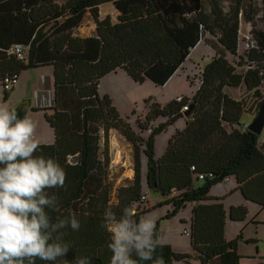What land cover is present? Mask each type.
Returning a JSON list of instances; mask_svg holds the SVG:
<instances>
[{
    "label": "trees",
    "instance_id": "trees-1",
    "mask_svg": "<svg viewBox=\"0 0 264 264\" xmlns=\"http://www.w3.org/2000/svg\"><path fill=\"white\" fill-rule=\"evenodd\" d=\"M104 3L116 9L115 19L109 14L101 17ZM36 4L37 0H0V39H6L0 41V83L6 100L7 91L15 84L4 89L5 76H18L29 69H52L53 105L42 110L54 140L39 143L36 154L55 158L66 172L62 188L47 190L58 197L60 208L49 214L55 218L72 209L81 225L78 231L61 230L70 250L54 264H64L75 255L89 257L91 264H110V234L100 227L105 208L112 205L119 215L123 207L131 205L138 218L155 207L139 210L136 205L143 194L140 153L144 143L108 98L100 97V79L121 68L135 81L163 85L206 33L221 51L203 67L199 88L189 98L184 126L169 137L163 154L154 159L148 141L144 149L146 185L155 192L170 193L168 201L174 205L170 217L187 203L193 204L190 244L199 264H239L237 241L224 236V198L211 195L210 189L234 176L244 199L264 208V151L259 135L243 128L241 118L246 113L253 115L254 107L264 103L260 91L264 73L257 65L264 61V0H67L48 16L32 18L28 9ZM87 12L95 23V33L81 36L76 30ZM242 22L250 24L249 34L256 46L241 54ZM256 22L262 25L256 26ZM1 44L23 46L28 60L16 59L2 50ZM227 54L237 56L235 63ZM244 65V72L236 70ZM242 85L253 98L247 106L242 98H234L225 90ZM185 100L182 96L181 101L174 99L163 106L151 104L145 119L137 120L138 127L149 129L151 135L166 130L176 118L184 117L180 109ZM160 116L166 121L151 126L150 121ZM112 127L133 145L135 161L133 180L116 187L114 199L108 177ZM246 214L243 203L229 208L232 220H242ZM157 232L158 223L155 236ZM160 245L157 253L165 264L188 262L189 254ZM36 264L46 262L37 260Z\"/></svg>",
    "mask_w": 264,
    "mask_h": 264
},
{
    "label": "rangeland",
    "instance_id": "rangeland-1",
    "mask_svg": "<svg viewBox=\"0 0 264 264\" xmlns=\"http://www.w3.org/2000/svg\"><path fill=\"white\" fill-rule=\"evenodd\" d=\"M106 14L111 15L112 18L115 19L116 11L111 4L102 5L101 17ZM258 16H261V13H259ZM258 25H262L261 22H256V26ZM250 27L251 26L248 23H241V40L239 41L238 53L242 54L246 49V42L248 41V38H250V34L248 33ZM76 33L81 36H89L95 33V23L92 21L88 12L85 14L83 23L76 30ZM205 35L207 36H205L202 41L197 43L193 49L189 50V54L183 62L182 68L178 69V71H176V73H174L164 83L165 85H156L150 80L135 81L121 68H117L116 70L103 76L98 84V93L100 97H107L110 104L115 106L120 117L129 122L131 128L138 133L143 140L144 145L141 146L140 153L141 187L143 192L147 193L146 195L149 202V204H147V208L154 204L155 207L146 211L142 215H150L155 221V225L159 223L158 230L160 229V232L164 231V233L175 234L179 225L181 231L179 234V242L182 246L186 247L190 254V258L193 257L191 254L192 248H190V240L188 236L182 233V230H188L189 228V221L191 219L190 213L192 212L193 204L187 203L184 207L179 209L175 215L171 217L168 216V213H171L174 207V205L172 206L173 202L168 201L170 193L163 194L155 192L153 190L154 188L146 185L147 154L144 152V149L147 148L148 141L150 140L152 143L151 149L153 152V158L156 159L161 156L166 149L169 137L176 129L183 128L184 119L182 117H178L173 124L167 126L166 130L152 135L147 130L140 129L138 127L137 120L145 119L149 106L153 103L163 106L174 100L176 96L180 95L192 98L198 87V80L201 77L203 67L221 51V48L216 45V42H213L215 46L211 44V36L208 33ZM227 56L233 63L237 60V56L233 57L230 54H227ZM257 65L262 67L261 69L264 73V61L258 62ZM236 68L237 71L244 72L246 65L237 66ZM47 70L51 73V68L49 67L30 69L28 72H21L16 84L13 86V89L11 91H7L8 101L3 99V88L0 83V106L7 107L9 105L12 111L21 106H24V108L27 107L25 110V117L31 119L35 123V138L36 136L43 134V130L40 125V122L43 121V117L32 114V110L38 107L45 108L53 105L54 93L52 77L48 78V81L44 77L40 78V74L48 73ZM260 89L261 94H264V80L262 81ZM225 90L234 98H242L246 106L248 105V102L253 99L251 94L247 92L243 85L236 87L235 89L228 87ZM257 108L258 107L256 106L254 107V114ZM241 118L243 122L247 119L250 121L252 116L246 113L243 114ZM165 121L166 118L163 116L157 118L155 117L150 121V125L155 127ZM47 127L53 133L49 124ZM259 139L263 148L264 127L259 135ZM109 153L110 162L108 165V177L113 184L112 199H114L116 187L128 184L132 181L131 179L133 176L131 177L125 175L124 172L127 165H131L133 168V162L135 163L133 159V145L128 142L125 137L121 135L120 130L115 127H112L109 130ZM229 178L227 183L226 181L217 182L210 189L211 195H218V197L224 198L223 204L226 207L224 236L227 240L237 241V252L240 256L239 264H261L264 262V208L257 203L245 200L240 191L237 189L235 177L230 176ZM231 187L233 188L231 189ZM242 201H244L243 203L247 207V214L245 218L242 220H232L229 216V208L233 206L231 204H241ZM160 203L164 204L159 205ZM179 221L186 222L181 224ZM157 239L159 240L158 235ZM160 244L164 243L160 242Z\"/></svg>",
    "mask_w": 264,
    "mask_h": 264
},
{
    "label": "clouds",
    "instance_id": "clouds-1",
    "mask_svg": "<svg viewBox=\"0 0 264 264\" xmlns=\"http://www.w3.org/2000/svg\"><path fill=\"white\" fill-rule=\"evenodd\" d=\"M249 42L256 46L251 36L246 44ZM35 127L31 119L20 118L16 112L0 106V264H36L37 260L54 264L70 250L61 238V230L78 231L81 226L72 209L55 218L49 214L59 212L60 208L58 197L47 190L62 188L66 172L55 158L36 154L39 142L35 139ZM147 204L146 198L136 205L142 210ZM100 227L110 234V264H165L163 256L157 253L161 245L150 215L137 218L131 205L117 215L109 205ZM64 264H91V260L75 255L71 261L65 259Z\"/></svg>",
    "mask_w": 264,
    "mask_h": 264
},
{
    "label": "crops",
    "instance_id": "crops-1",
    "mask_svg": "<svg viewBox=\"0 0 264 264\" xmlns=\"http://www.w3.org/2000/svg\"><path fill=\"white\" fill-rule=\"evenodd\" d=\"M65 1H67V0H62V3H60L55 9H52V10H50L47 14H45V15H43V16H48L53 10H56V9H58ZM39 3V0H37V4ZM36 4V5H37ZM104 4H111V3H104ZM104 4H102V5H104ZM102 5H101V7H102ZM112 5V4H111ZM34 7V6H33ZM101 7H100V9H101ZM32 8V7H31ZM31 8H29L28 9V15L30 16V17H32V18H37V17H43V16H33V15H31V13H30V9ZM114 10L116 11V9L114 8ZM101 14V13H100ZM116 14H117V11H116ZM249 24V23H248ZM250 25V24H249ZM248 33H249V31H248ZM205 36H207V35H205ZM205 36H204V38H205ZM203 38V39H204ZM202 39V40H203ZM201 40V41H202ZM0 41L1 42H6V39L4 38V37H2L1 39H0ZM37 69H40V68H37ZM26 71V70H25ZM25 71H23V72H25ZM48 71V70H47ZM28 72V71H27ZM51 74H52V69H51V73H50V71H48V73H43V74H40V78H42V77H44V78H46L47 79V81H48V78H51L52 76H51ZM30 76V75H29ZM6 101H8L7 99H6ZM7 108L10 110V111H12L11 110V108H10V106L8 105L7 106ZM32 114H35V115H37V116H42L43 117V121H41L40 122V125H41V127H42V130H43V134L42 135H39V136H36V138L35 139H38L37 141L39 142V143H50V142H52V140H53V133H52V131H50V129L47 127L48 126V123L45 121V119H44V116H43V114L42 113H40V112H38V111H34V110H32ZM26 116V115H25ZM249 122V119H247V120H245L243 123H248ZM44 139V140H43ZM263 146V145H262ZM263 149H264V147H263ZM134 159V158H133ZM130 167H131V165H129ZM132 168V167H131ZM133 168L135 169V167H134V162H133ZM132 168V169H133ZM134 175H135V172H133V178H134ZM131 176V177H132ZM133 178L131 179V180H133ZM230 179V178H229ZM229 179L227 178L226 179V183L229 181ZM225 182V181H224ZM237 184V183H236ZM234 186H235V183H234ZM233 186V187H234ZM233 187H231V189L233 188ZM143 194H147L146 192H143ZM216 196H218V195H216ZM220 196H222V195H220ZM146 198H147V195H146ZM224 200V199H223ZM147 201H148V199H147ZM244 201H242V203H243ZM241 203V204H242ZM239 203H234V204H231V205H238ZM244 204V203H243ZM225 209H226V207H225ZM190 216H191V213H190ZM186 221H179V223H181V224H183V223H185ZM257 223V222H256ZM160 225H161V222H160ZM158 226H159V223H158ZM189 227H190V221H189ZM189 229V228H188ZM158 238H159V241L161 242V243H164V244H168V245H170L171 246V248H172V250L173 251H175V252H188V250L186 249V247H184V246H182V244L179 242V234L181 233V231H180V227H179V225H178V228L176 229V233L175 234H173V233H164V231H161L160 232V229L158 230ZM189 238V237H188ZM190 242V241H189ZM191 248V247H190ZM195 258V257H194ZM263 260H264V258H263ZM178 261V260H177ZM177 261H173V263L172 264H182V263H188V262H185V261H181V260H179V262H177Z\"/></svg>",
    "mask_w": 264,
    "mask_h": 264
},
{
    "label": "bare ground",
    "instance_id": "bare-ground-1",
    "mask_svg": "<svg viewBox=\"0 0 264 264\" xmlns=\"http://www.w3.org/2000/svg\"><path fill=\"white\" fill-rule=\"evenodd\" d=\"M60 3H62V0H39V3L30 9L31 15L36 16V17L37 16H43V15L47 14L50 10L56 8ZM18 46H19V52L22 54L21 60L27 61L28 60L27 50L24 47H22L21 45H18ZM1 47H2L1 48L2 50L5 49L7 52H12V53L15 52L14 45L1 44ZM191 49H193V47ZM15 58L17 59V57H15ZM182 64H181V66H180L179 69L182 68ZM177 71H178V69H177ZM20 73L18 74V76L12 75V77L15 79V84L17 82V79H18ZM198 81H199V84H200V78H199ZM199 84H198L197 89L199 88ZM196 90H195V92H196ZM182 96L184 98H187L188 99L187 101L186 100L184 101V105L187 106V108H189V106H188L190 104L189 98L187 96H185V95H182ZM42 109H44V108L38 107V108H34L33 110L34 111H38V112H40V113L43 114V110ZM185 118H186V116L184 115L183 119L185 120ZM133 158H134V155H133ZM133 172H134V170L129 165H127L126 166V169H125V172H124L125 175L132 176L133 175ZM137 202H140V200H138ZM182 233L185 234L186 236H188L189 237V240H190V230L186 231V230L183 229L182 230ZM191 252H192L191 254H192L193 257L192 258H189L188 263H190V264L191 263H193V264H199L198 261L194 258V255H195L194 252L193 251H191ZM177 253H186V254H189V252H177Z\"/></svg>",
    "mask_w": 264,
    "mask_h": 264
},
{
    "label": "water",
    "instance_id": "water-1",
    "mask_svg": "<svg viewBox=\"0 0 264 264\" xmlns=\"http://www.w3.org/2000/svg\"><path fill=\"white\" fill-rule=\"evenodd\" d=\"M26 108H24V106H21L13 111L16 112L18 117L24 118ZM188 114L189 111L183 112V115H185L186 117L188 116ZM263 127H264V103H261L258 106L255 114L252 116V119L248 122L247 129L257 135H260L263 130Z\"/></svg>",
    "mask_w": 264,
    "mask_h": 264
},
{
    "label": "built area",
    "instance_id": "built-area-1",
    "mask_svg": "<svg viewBox=\"0 0 264 264\" xmlns=\"http://www.w3.org/2000/svg\"><path fill=\"white\" fill-rule=\"evenodd\" d=\"M14 47H15V52L12 53V52H8L9 54H13L15 57H17L18 59H21L22 57V54L19 52V46L18 44H13ZM254 46V43L253 42H249L246 44V47L247 48H250V47H253ZM23 47V46H22ZM15 84V79L12 77V76H5L4 79H3V87L4 89L8 90L10 89L13 85ZM176 100L177 101H181L182 100V96H178L176 97ZM187 106L183 105L181 110H187ZM247 125L246 124H242V127L245 128ZM191 169L194 170L195 167L192 165L191 166ZM199 178H203V174H199L198 175ZM140 203H144L146 201V196L145 195H141L140 196ZM187 231V230H186Z\"/></svg>",
    "mask_w": 264,
    "mask_h": 264
}]
</instances>
